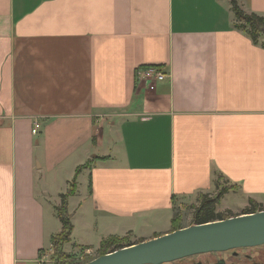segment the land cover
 I'll use <instances>...</instances> for the list:
<instances>
[{
	"label": "crops",
	"instance_id": "obj_1",
	"mask_svg": "<svg viewBox=\"0 0 264 264\" xmlns=\"http://www.w3.org/2000/svg\"><path fill=\"white\" fill-rule=\"evenodd\" d=\"M262 39L231 0H0V264H39L80 167L67 208L86 249L170 232L135 235L220 180L264 197ZM147 66L168 72L153 89Z\"/></svg>",
	"mask_w": 264,
	"mask_h": 264
},
{
	"label": "water",
	"instance_id": "obj_2",
	"mask_svg": "<svg viewBox=\"0 0 264 264\" xmlns=\"http://www.w3.org/2000/svg\"><path fill=\"white\" fill-rule=\"evenodd\" d=\"M264 244V210L192 224L100 255L85 264H164L188 255Z\"/></svg>",
	"mask_w": 264,
	"mask_h": 264
},
{
	"label": "rangeland",
	"instance_id": "obj_3",
	"mask_svg": "<svg viewBox=\"0 0 264 264\" xmlns=\"http://www.w3.org/2000/svg\"><path fill=\"white\" fill-rule=\"evenodd\" d=\"M262 38H263L262 41H264V35H262ZM220 181L221 184L219 185V187L212 190L206 195L208 198H214L218 195L221 188H223L224 186L228 188L227 191L223 194L220 203L215 208V214L217 215V217L219 218L232 217L250 211L248 209H251L253 207L252 204L250 203V199L242 196L239 191H236L237 189H233L232 186H229L230 183L226 182L225 180H220ZM201 197L202 196L200 195H193L185 198L180 205L178 204L176 205V207L172 212L175 216H180L181 218L180 226L186 227L194 224L195 213L199 208V206L201 205ZM258 203H259L258 209L264 210V197L259 199ZM171 223L172 220L167 221L166 219H163L160 223H155L152 225L150 224L149 226H146L145 228H143L144 230L141 229L139 226L138 229L135 231V235L144 232L145 234L150 236L153 235L155 231L161 232L169 228ZM80 229L81 227L78 225L79 232ZM133 234L127 237V241H125L124 244H122L123 246L130 245L131 243H133V241H137V239H135L137 237H135ZM82 235L85 236L86 234L83 233ZM55 236L56 239L52 241L51 238L50 245L48 246V248L42 251V253L45 254L46 264H57L59 260L61 259L64 260L66 258L68 262H71V264H85L93 260L94 258L103 255L100 245L98 243L100 236H103L101 232H98L97 235L95 232V237L93 239L94 243L92 244L93 246L92 248H88V249L80 246L72 245L70 244V240L69 241L60 240L58 234ZM116 247L118 246H115L114 248ZM89 249L90 251L91 250L93 251L91 254H89L87 251ZM67 255L68 257L65 258V256Z\"/></svg>",
	"mask_w": 264,
	"mask_h": 264
},
{
	"label": "trees",
	"instance_id": "obj_4",
	"mask_svg": "<svg viewBox=\"0 0 264 264\" xmlns=\"http://www.w3.org/2000/svg\"><path fill=\"white\" fill-rule=\"evenodd\" d=\"M231 2H232V10L236 17V27L238 29L243 30L246 34H248L252 38L254 43L256 44L260 43V39L262 38V35H264V14H258L255 12L247 13L245 12L244 9H242L238 0H231ZM261 42H262V45H264V41H261ZM80 169L81 167L78 168L76 176L73 179V182L71 184V187L68 193L63 196L62 207L58 209L59 217L63 225L62 230L58 235L60 237V240H63V241L70 240V235L73 230L71 215L68 212V208H67V199L69 195H71L76 189V179H77V174ZM227 189L228 188H226L225 186L221 188L218 195L214 198H208L206 195H203L201 197V205L199 206V208L197 209L195 213L194 224L204 223V222L213 221L217 219L228 218V217L219 218L215 214V208L220 203L221 198L223 194L227 191ZM250 203L252 204L253 207L251 209H248L250 211H247L246 213H252V212L261 210V209H258L259 208L258 201L254 199H250ZM180 220H181L180 216H175L172 219L171 231L182 228V226H180L181 224ZM55 239H56V236H53L52 241H54ZM125 241H127V237H116V236L103 240L100 246L102 254H105L115 249L124 247L122 244H124ZM115 246H118V247L114 248ZM66 257H68V255L65 256V258ZM57 264H71V262H68L66 258L64 260L63 259L59 260Z\"/></svg>",
	"mask_w": 264,
	"mask_h": 264
},
{
	"label": "flooded vegetation",
	"instance_id": "obj_5",
	"mask_svg": "<svg viewBox=\"0 0 264 264\" xmlns=\"http://www.w3.org/2000/svg\"><path fill=\"white\" fill-rule=\"evenodd\" d=\"M164 264H264V244L197 253Z\"/></svg>",
	"mask_w": 264,
	"mask_h": 264
},
{
	"label": "built area",
	"instance_id": "obj_6",
	"mask_svg": "<svg viewBox=\"0 0 264 264\" xmlns=\"http://www.w3.org/2000/svg\"><path fill=\"white\" fill-rule=\"evenodd\" d=\"M137 77L138 80L144 81L148 84L149 88H154L155 84L159 81H163L168 77V72L163 70V68L156 67V66H147V67H141L137 70ZM41 127V124L36 121L34 122V126L32 129V132L34 134H37L39 129ZM89 254H91L93 251L90 249L87 250ZM39 264H46V258L45 254L41 253Z\"/></svg>",
	"mask_w": 264,
	"mask_h": 264
}]
</instances>
